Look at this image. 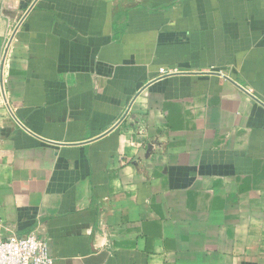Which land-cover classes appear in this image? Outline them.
Listing matches in <instances>:
<instances>
[{
	"label": "crops",
	"instance_id": "0c3cea01",
	"mask_svg": "<svg viewBox=\"0 0 264 264\" xmlns=\"http://www.w3.org/2000/svg\"><path fill=\"white\" fill-rule=\"evenodd\" d=\"M31 233L264 264V0H0V238Z\"/></svg>",
	"mask_w": 264,
	"mask_h": 264
},
{
	"label": "built area",
	"instance_id": "2783aa9c",
	"mask_svg": "<svg viewBox=\"0 0 264 264\" xmlns=\"http://www.w3.org/2000/svg\"><path fill=\"white\" fill-rule=\"evenodd\" d=\"M14 35L12 34L6 46L5 60ZM0 264H54V259L50 254L48 241L36 233H31L26 236L0 238Z\"/></svg>",
	"mask_w": 264,
	"mask_h": 264
},
{
	"label": "water",
	"instance_id": "95a60500",
	"mask_svg": "<svg viewBox=\"0 0 264 264\" xmlns=\"http://www.w3.org/2000/svg\"><path fill=\"white\" fill-rule=\"evenodd\" d=\"M18 29V28H17Z\"/></svg>",
	"mask_w": 264,
	"mask_h": 264
}]
</instances>
